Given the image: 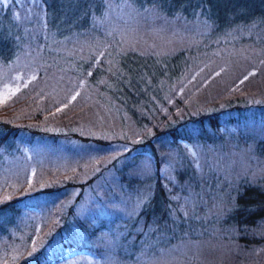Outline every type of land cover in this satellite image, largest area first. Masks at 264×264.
Returning a JSON list of instances; mask_svg holds the SVG:
<instances>
[{"label":"trees","instance_id":"16d2710c","mask_svg":"<svg viewBox=\"0 0 264 264\" xmlns=\"http://www.w3.org/2000/svg\"><path fill=\"white\" fill-rule=\"evenodd\" d=\"M38 2L42 19L17 15L13 6L0 0V80L17 68L36 71L32 81L0 105V166L4 158L13 161L19 156L27 143L61 147L71 140L97 146L118 142L128 146L123 156L133 152L136 158L145 155L150 160L153 184L132 215L93 208L80 216L78 197L72 199L67 190L75 182L66 179L44 177L42 184L34 182L25 192L5 191L0 196V264H77L80 254L70 257L69 248L102 253L111 264H139L144 256L160 261L169 255L163 250L167 243L193 235L196 243H189L190 250H201L208 236L215 240L220 229L239 231L235 239L241 249L250 247V239L257 242L259 236L253 232L264 224L262 181L239 180L230 189L229 212L206 219L210 228L195 222L202 228L195 230L189 217L173 214L176 204L160 180V167L170 150L177 151L173 159L178 186L193 195L198 209L207 208L218 189L215 173L196 169L182 142L216 149L229 127L233 135L243 129L239 135L244 138L246 130L264 117V95L258 99L248 87L234 90L246 81L236 85L232 80L233 62L243 59V50L255 54L248 59L264 56V0ZM113 9L120 17L109 16ZM129 29L138 33L127 37ZM156 33L159 36L153 38ZM222 59L229 82L217 80V90L178 91L196 67L221 65ZM246 73L242 65L240 75ZM94 123L98 135L86 132ZM115 163L112 159L109 164ZM139 172L136 168L127 181L119 173L126 206L134 204L128 195H140L145 184L136 178ZM25 198L34 205L54 202L37 229ZM22 209L30 216L26 223L19 215ZM19 233L24 238L15 236ZM190 264L224 263L206 249Z\"/></svg>","mask_w":264,"mask_h":264},{"label":"rangeland","instance_id":"374dc122","mask_svg":"<svg viewBox=\"0 0 264 264\" xmlns=\"http://www.w3.org/2000/svg\"><path fill=\"white\" fill-rule=\"evenodd\" d=\"M1 2L4 6H13L16 9L17 15L23 13L29 18L42 19L43 17L38 0H1ZM109 16L120 17V12L117 9H113ZM137 33L138 30L129 29L127 37L133 34L136 35ZM157 36H159L158 33L153 38ZM158 40L159 37L156 41ZM242 54L244 57L241 61L233 62L235 76L232 80H234L233 82L236 85L242 81L246 82L241 88H232L240 91L243 87H248L260 99L264 95V69L261 65L262 63L264 65V56L258 55L259 57L248 59L247 57L255 54L245 50L242 51ZM255 58H258V60L255 61ZM220 61L221 65L211 62L209 66L201 64L196 67L189 75L191 78L189 80L186 78L183 81L185 86L181 85L178 91L184 92L183 90L187 89L191 90V93L192 91L205 92L211 87H215L213 90H217V80H222V83L229 82L231 77L222 71L223 68H227L226 60L222 59ZM242 65L245 66L247 71L244 75H240ZM35 75L36 71L34 67L29 69L17 68L13 74L0 80V105L7 103L14 94L32 81ZM242 130H236L233 135L231 133L232 129L229 127L225 135V141L222 144H218L216 149L211 148L207 150V148L203 149L186 141L182 142L185 154L191 158L190 160L196 169H199V171L207 169L210 175L215 173L213 176L217 182L215 188L218 189L209 199L207 208H204L205 211L198 209L194 205V197L189 191H183L178 186L175 173L177 162L173 159V154L175 155L177 151L170 150L169 156L161 164L160 180L167 191H169L170 199L176 204L173 214L189 217V221L193 220L192 227L195 226V230L202 229H198L195 222H198L197 224L199 225L205 224L203 225L206 226L204 229L210 228L211 225L205 223L206 219L211 218V216H219L228 211L230 208L228 197L231 192V186L238 183L239 180L248 181L249 183L260 180L264 183V117L260 116L257 124L246 130L244 138H241L239 135V132H242ZM86 132L98 135L99 130L94 123L89 127V131L86 130ZM60 145L61 147H52L47 144L27 143L22 146L19 156L15 157L13 161L4 158L0 166V196H3L5 191L13 188H19L20 193L25 192L34 182L42 184L41 182L44 177L52 178L53 180H57V182H64L63 180L66 179L75 182V185L67 190L72 199L78 197L77 213L80 216L89 211L91 212L93 208H98V210L105 209V211L110 210L123 215H132L139 202L142 201V195L153 184L150 182L153 171L152 163L145 155L136 158L133 152L123 156L124 152L128 149L127 145L113 142L109 145L97 146L78 140H71L68 144ZM67 153H70L71 157ZM79 157L82 158L80 161L77 160ZM112 159L116 163L110 166L109 163ZM106 163L108 164L105 167L104 164ZM136 168H140L139 174H135L136 178L145 181V184L142 186V190L139 191L140 195L137 193L135 195H128L132 196L131 201L134 204L126 206L122 200L124 196L123 191H126V189L125 186L122 189L119 182V173L122 172V177L127 181ZM121 169L123 170L120 171ZM94 174L97 177L90 184H85L83 187L79 185V183L84 182ZM122 183L124 184L123 181ZM242 185H245V183ZM222 187L223 189L221 190ZM120 195L122 197L117 198ZM97 196H100L102 200L97 199ZM24 202L26 203L27 212H30L32 217H36L35 229L39 227L42 219L48 217L47 213H49V209L54 204L51 199L40 200L37 205L31 204L32 201L28 198H25ZM24 210L22 209L19 215L22 216L23 214L25 216L24 222L26 223L30 219V216ZM195 212L199 215L194 216ZM200 218H202V221H200ZM35 229L32 228V232ZM17 231H14L13 234ZM215 232H211L213 233L212 236H214ZM253 233L259 236L257 238L258 241L255 242L254 239H250V247L241 249L235 239V236L239 235V231L237 232L235 229L233 231L224 229L223 231V229H220L219 233L215 234V240L214 237L209 235L206 239V243L208 244L201 250L197 249L195 251L189 248V243H196L195 237L188 235L185 239L178 238L170 244L167 243L168 245L165 247L168 248L163 247V250L169 251V255L162 260L158 261L156 258L144 256L145 261L141 257L139 264H190L196 255L202 254L206 249L211 251L212 255H218L224 264H264V224L260 229H255ZM221 235H224V239L217 238V236ZM15 236L21 239L24 238V233H19ZM2 240L4 238L0 239V241ZM105 241L108 242L110 240L106 238ZM153 247L154 249L158 248L157 242L153 244ZM66 250L70 257L80 254L78 261H76L77 264H111L105 262L102 253L74 248Z\"/></svg>","mask_w":264,"mask_h":264},{"label":"snow or ice","instance_id":"6c2138e0","mask_svg":"<svg viewBox=\"0 0 264 264\" xmlns=\"http://www.w3.org/2000/svg\"><path fill=\"white\" fill-rule=\"evenodd\" d=\"M36 249L34 248L33 251H35Z\"/></svg>","mask_w":264,"mask_h":264}]
</instances>
